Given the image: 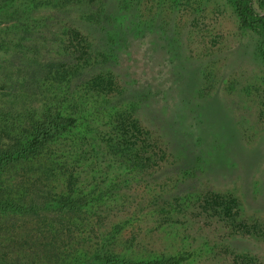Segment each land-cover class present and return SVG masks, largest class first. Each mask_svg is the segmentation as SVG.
I'll return each instance as SVG.
<instances>
[{
	"label": "trees",
	"instance_id": "16d2710c",
	"mask_svg": "<svg viewBox=\"0 0 264 264\" xmlns=\"http://www.w3.org/2000/svg\"><path fill=\"white\" fill-rule=\"evenodd\" d=\"M226 1L241 29L264 33V15L254 10L253 0ZM200 2L0 0V20L5 19L6 22L0 28V54L10 52L11 45L22 46L21 42L30 43L37 52L39 46L35 44V39L40 29L38 36L42 37V47H45L48 59L38 66L45 69L42 79L55 88L51 97L53 101L49 103L11 109L0 107V264H184L183 256H166L161 252L154 254L159 249L156 247L157 236L154 234L153 238L150 231L126 237L123 222L108 225V222L95 224L91 220L95 216L100 218L97 207L104 206L109 199L104 189L109 180L105 172L95 179L93 171L97 166L88 163L83 166V161L89 159L88 151L95 161L102 162L105 154L93 146L85 149L80 146L77 151L73 145L79 135H83L74 130L75 122L81 120L85 113L82 105H89L88 100L93 98L89 114L93 112L100 116L109 107L114 109L115 115L134 114L128 123L132 129L164 130V134L157 133V139L155 136V145H151L148 136H145L142 142L145 145L131 150L136 157L141 153L144 164L157 166L161 159H169L168 164L173 165L169 170L174 171L175 168L176 173L177 168H190L196 179L194 173L199 169L195 166L196 162L201 165L202 159L211 158L213 153L220 156L225 152L232 157L229 154L232 142L227 132L233 130L221 128L211 132V121L216 119H206L203 106L195 101L196 95L209 99L215 94L204 93L208 89L203 88L204 92L198 90L191 96L193 85L186 77L187 71H190L188 65L200 64L202 56L207 58L210 55L200 50L202 55L198 52L190 55V61L180 39L170 40L171 43L167 40L168 33L173 29H185L187 38H198L199 44L204 47L202 49H208L207 39H212L213 35L210 34L207 17L213 11L202 13L205 9L203 5L200 7ZM49 6L51 13L47 16H32ZM180 8L189 9L187 13L192 31L185 24L179 26L186 19ZM108 10L111 12L107 13ZM165 12L168 18L166 25L162 23ZM72 13L76 17H72ZM59 15L64 19L57 30L43 26L44 20H58ZM40 21L43 24H39ZM148 37L156 40L149 43L152 58L161 59L166 65L180 60L187 66L185 70L171 66L174 79L171 84L174 86H167V91L153 92L148 84L142 90L136 80L127 83V74L139 60L140 48L134 43ZM159 39L163 45H160ZM195 51L199 48L196 47ZM31 56L26 55L25 58L29 61ZM156 91L160 99H153V104L159 109L151 112L150 122L139 116L146 108L135 110L133 106L127 108L124 105L131 99L140 101L144 98L147 100L144 103H148ZM168 91L175 93L173 99L164 98L165 94L169 95ZM61 102L66 103V111L61 110ZM100 125L107 130L115 128L106 126V123ZM167 130H172L175 137ZM104 133L108 132H101L102 135ZM211 135V141L206 144ZM213 139H218L220 143ZM118 141L117 138V144ZM132 144H136V139ZM153 146L159 149L154 150ZM204 150H208L209 154L202 155ZM158 151L161 152L160 157H157ZM97 165L100 167L102 164ZM101 170L99 168L98 173ZM89 177L93 178V184H90ZM257 233L254 231L250 237L264 242V236H256ZM235 238L230 237L228 246ZM238 238L247 243L245 236ZM256 249L258 246L254 256L244 252L246 260L238 264H264V258L256 256ZM244 251L250 252L249 249Z\"/></svg>",
	"mask_w": 264,
	"mask_h": 264
},
{
	"label": "rangeland",
	"instance_id": "374dc122",
	"mask_svg": "<svg viewBox=\"0 0 264 264\" xmlns=\"http://www.w3.org/2000/svg\"><path fill=\"white\" fill-rule=\"evenodd\" d=\"M195 1H201L200 7L203 5L205 9L202 13L205 14L207 10L213 11L207 17L210 21V34L213 35L212 39L210 37L207 39L208 49H202L204 47L199 44L201 42L198 38L193 36L194 39L187 38L188 33L184 31L185 29L174 27L175 29L168 33L167 40L170 42L180 39L185 55L190 57V61L192 60L190 55L197 52L202 55L200 50L210 55L207 58L202 56L203 61L200 64L188 65L190 71H187L189 73L186 77L193 85V89L190 90L191 96L198 90L204 92L203 88L208 89V92L204 93L212 92L213 96L215 94L209 99L196 95L195 101L203 106L206 119L212 120L213 117L216 119L217 122L211 121V132L221 128L233 130L227 132L230 133L228 136L232 142L229 147V154L232 157L227 156L225 152L220 156H214L213 153L211 158L202 159L201 165L196 162L195 166H199L194 173L196 179L193 178V170L190 168L181 167L182 170L177 168L176 173L175 168L174 171L169 170L173 166L168 164L169 159H161L157 166L144 164L141 162L143 158L141 153L136 157L134 152L131 154V150L138 146L142 148V145H145L142 143L145 136H148L151 145L154 144L153 140L157 133L164 130L132 129L128 123L134 114L115 115L114 109L109 107L103 110L100 116L93 112L89 114L93 102V98H90L87 102L89 105L81 104L85 113L81 120L75 122L74 130H79L83 135H79L73 147L77 151L80 146L83 149L92 146L100 148V152L105 154L102 162L95 161L90 151L87 154L89 159L81 162L83 166L87 163L97 166L93 171L95 179L105 172L109 180L104 187L105 195L109 199L104 202V206L97 207L100 218L95 216L91 220L95 224L108 222V225L123 222L126 237H136L150 231L149 234L153 235V238L154 234L157 236L156 247L159 249L154 254L161 252L166 256H183L184 264H238L246 260L244 252L246 255L254 256L257 246L255 254L259 259H263L264 242L250 236L254 231L258 232L256 236L259 234L264 236V33L241 29L226 0ZM252 5L256 12L264 15V0H253ZM180 9L186 19L184 23L180 22L179 26L185 24L192 31V22L189 21L190 16L187 13L189 9L187 11ZM50 10V6L45 7L32 16L34 18L47 16L51 13ZM109 12L111 11L108 10L107 13ZM162 16V23L166 25L168 21L166 12ZM72 17H76V14L72 13ZM63 19L64 16L59 15L58 20L48 18L44 20V24L42 21L39 24L49 26L55 31ZM4 21L5 19L0 20V28L5 26ZM37 32L39 33L40 29ZM38 33L35 39V44L39 46L37 52L30 43L21 42L22 46L11 45L10 52L0 54L1 108L39 106L41 103L53 101L51 97L55 88L42 79L45 69L38 66L47 58L46 49L42 47V37L39 38ZM151 38L153 37L141 38L134 43L139 46L138 50L142 53L138 52L139 60L132 65L126 80L128 84L131 80H136L142 90H145L148 84L153 92L167 91V86H174L171 84L174 81L171 66L179 70H185L187 66L180 60L174 61L172 65H166L161 59L152 58V46L149 43L156 40ZM159 43L163 45L160 39ZM196 47L199 51H195ZM155 48L158 51L157 45ZM26 55H32V59L28 61ZM168 92L169 95L165 94L164 98L173 99L175 93ZM156 93L157 91L148 103H144L147 100L143 98L140 101L131 99L124 105L127 108L133 106L134 109L146 108L137 115L141 116L142 120L144 118L145 122L146 120L150 122L151 112L159 109L153 104V99L159 96ZM74 95L76 96V92ZM60 104L61 110L68 109L65 102ZM200 112L202 116L203 112L201 110ZM160 116L164 118V115ZM101 123L115 128L107 130L100 125ZM105 131L108 133L102 135L101 132ZM167 133L175 137L172 130H167ZM133 136L135 138H132ZM157 137L158 135L156 139ZM134 139L135 145L132 144ZM211 139L212 135L208 137L206 144ZM213 141L220 143L218 139ZM157 148L153 146L154 150ZM201 154L206 156L209 153L208 150H204ZM160 155L161 152L158 151L157 157ZM97 164L102 165L98 167ZM189 166L195 167L192 164ZM99 168L102 169L100 173ZM89 178L90 184H93V178ZM230 235L236 237L231 240V247L228 246ZM241 235L245 236L247 243L239 240L238 237ZM244 249H249L250 252Z\"/></svg>",
	"mask_w": 264,
	"mask_h": 264
}]
</instances>
